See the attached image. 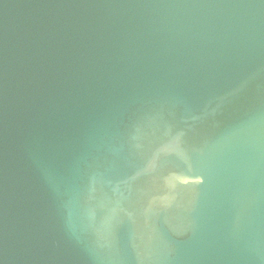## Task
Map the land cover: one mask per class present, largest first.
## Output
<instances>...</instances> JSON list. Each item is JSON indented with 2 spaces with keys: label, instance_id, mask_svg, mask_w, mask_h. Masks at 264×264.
<instances>
[{
  "label": "water",
  "instance_id": "1",
  "mask_svg": "<svg viewBox=\"0 0 264 264\" xmlns=\"http://www.w3.org/2000/svg\"><path fill=\"white\" fill-rule=\"evenodd\" d=\"M0 264H264V0H0Z\"/></svg>",
  "mask_w": 264,
  "mask_h": 264
}]
</instances>
